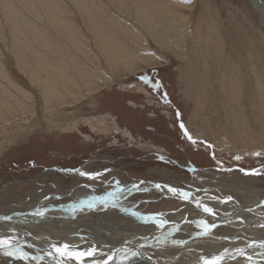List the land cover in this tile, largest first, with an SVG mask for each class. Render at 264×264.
<instances>
[{
    "label": "rangeland",
    "instance_id": "obj_1",
    "mask_svg": "<svg viewBox=\"0 0 264 264\" xmlns=\"http://www.w3.org/2000/svg\"><path fill=\"white\" fill-rule=\"evenodd\" d=\"M159 37L166 44H159ZM127 52L144 54L156 63L149 67L138 61L143 67L130 71ZM75 63L89 69L94 87L82 84ZM145 75L161 87L153 90L140 79ZM52 91L65 103L59 104ZM164 94L169 104L163 103ZM2 112L7 119L0 115V210L18 207L15 215H9L12 220L0 221L2 226L39 225L45 220L39 223L40 216L32 215L37 209H47L45 218H51L83 200L58 196L56 189L95 187L104 197L115 191V182L109 183L113 178L123 187L141 180L170 184L189 190L196 199L219 188L218 205L226 204L220 200L227 196L237 203L264 202V25L250 0H192L191 4L182 0H0ZM181 123L193 138L213 147L190 143ZM235 130H240L241 143L231 138ZM241 169L261 174L245 175ZM76 170L103 175L92 181ZM167 196L141 192L114 200L127 214L110 206L77 210L78 220L91 221L78 232L95 233L100 241L119 230L131 234L105 248L104 252L116 247L127 250L117 253V262L132 259V264H146L126 246L128 240L135 245L148 243L151 247L146 250L158 249L159 257L172 254L178 259L179 245L172 241L188 243L197 235L187 229L181 234L173 231L170 240L160 238L175 226L190 229L185 220L194 219L191 213L197 211L193 203ZM64 205L68 207L61 208ZM136 209L145 215L160 213L171 221L164 229L151 227L149 232V223L142 225L128 213ZM23 217L31 219L15 223ZM210 218L216 221L200 212L194 221ZM261 222L264 214L245 225ZM36 232L39 238L46 235ZM53 232L66 234L56 228ZM251 232L255 231H237L242 236L233 240L228 251L264 241V229L261 236L256 232L248 238ZM262 253L248 250L256 264H264ZM10 259L0 252V264H11ZM178 260L180 264L184 258ZM224 264L249 261L239 258Z\"/></svg>",
    "mask_w": 264,
    "mask_h": 264
},
{
    "label": "bare ground",
    "instance_id": "obj_2",
    "mask_svg": "<svg viewBox=\"0 0 264 264\" xmlns=\"http://www.w3.org/2000/svg\"><path fill=\"white\" fill-rule=\"evenodd\" d=\"M250 2L260 12V15L262 17V22H263V25H264V6H261L259 4V3H261L263 5V3L260 0H257V1L256 0H250ZM178 32L179 31L175 27L174 28V33L177 34ZM131 35H132V33H131ZM133 39H135V38H133ZM158 43L159 44H166L165 40L162 37H159ZM166 48L169 49V46H166ZM105 52H107V50ZM126 54H127L128 59L130 61V66L128 68V70H130V71H135V70H138L139 68L143 67V65L141 66L140 64L137 63L138 61L142 62L144 65L149 66V67H152V65H154L156 63L153 58L148 57V56H146L144 54L138 55V54L133 53V52H127ZM109 59L113 61V56L109 57ZM74 69L80 71V76L82 78V84L84 86H86L87 88L95 86V82L92 83V81L89 79V77H93V75L90 73L89 69H87L85 67H82L78 63L74 64ZM31 75L33 76V74H31ZM51 93H52V95H54V96H56L58 98V103L59 104L65 103V99L62 96H60L56 91L55 92L52 91ZM72 99L76 100L77 98L73 97ZM0 115H1V117L3 119H7L6 116L3 114V112L0 113ZM92 125L93 124H91V126ZM239 131L235 130V131H233L234 134L231 135L232 140L234 142H236V143H241L242 142V139L240 137V132ZM115 181L116 180L113 178V179H111L109 181V183L114 185ZM153 185L149 184V183H146L145 185H142V187H147L148 188L147 192H157V193L161 194L164 197H169V196H167V194H171V193H168L166 191V189L165 190H156L153 187ZM161 185H170V184H161ZM125 188L127 189V188H130V187L126 186ZM94 189H95V187H92L90 190L86 189L84 187H78V188H76V189H74L72 191H60V190L56 189V192H57L58 196H62V197H66L67 196L69 198H82L83 200H87V197H89V196H91L92 198L93 197H101V194H97V192H95ZM218 189L211 190V191L208 190V191H206L204 193L206 198H201L200 197V198H197V199H199L202 203L207 204L209 207H212L214 209V211L217 214L214 217L216 219V221H213L210 218L207 222L208 223H218V224L220 223L219 226H217L215 229H213V231L208 236H198L197 233L200 232L201 229L195 228L197 222H195L194 219L197 218L198 214L200 212H203V211L201 209H198V208L195 207V210L197 211V213H195V214L191 213V215H193L194 219H192L191 218L192 216H190V218H191L190 220H189L188 217H187L188 220L187 219L185 220V221H187L186 224L190 223V224H188V226H190V229H189V227H187V225H184L181 228H179L180 234L182 232H186L187 229H188L191 232V235H194V234H195L194 236L197 235L192 240H189L188 243L183 244V246L179 245L178 248L176 249L175 253L179 252V254H181V255H179L180 257H178V259L184 258V260L182 262L186 261V263L180 262V264L181 263L182 264H200V257L201 256L211 257V256H215V254L218 255L219 251L224 252L225 249H227V251H228V249H230L228 247H231V249H232L233 240L238 235H241V234L237 233V231H241V230L245 231L247 229H249V231L252 230V229L255 231V232H251L249 234V237L245 235V237H243V239L247 238V237L250 238L256 232H257L256 233L257 235H260V236L262 235L261 230H258V229H256L254 227L253 224H255V223H253L251 226L249 224L248 225H245V224L255 221L256 218H258L262 214H264V207H261V205L264 204V202L259 203V202H261V200H258V201L253 200V202H248V203H246V202L245 203L229 202V203H226V204L218 205L217 201H216L217 199L216 200L212 199V197H216V195L218 194V192H219ZM183 190L189 191L187 189H183ZM141 192H144V191H141ZM141 192H138V193H141ZM134 193H137V192H132L130 194L127 193V192L124 193V194H118L117 197L115 198V200L120 202V201L124 200L125 198L130 197ZM41 196L42 195H38V196H36V198L41 199L42 198ZM174 197H177V196H174ZM48 200H49V198L45 199V201H48ZM110 202H113V201H110ZM110 202L108 203V205H103V207H100L99 205H96L95 208L92 209V210H103V209H105L106 207H109V206L113 207V203H115V205H116L115 207L122 208V206L117 204L116 202H113L112 204ZM22 203H20V204H22ZM97 203H99V201H97ZM15 207L18 208L17 206L13 205L10 209H8V211L0 210V217L9 216V215H11V216L15 215L17 213L15 211V210H17ZM87 209H89V208H87ZM122 209H124V208H122ZM70 210H71V207L67 208L66 211L64 210V212L56 213L57 216L53 215L51 218H45V215H44L43 217H40L37 220L39 223H41L42 221L45 220V222H43V223H41L39 225L5 227V226H2L0 224V233H2V232L10 233V232L14 231L18 236H20L21 243L22 244L26 243V244H24L25 251H28L31 255L42 254V252L44 250H46V249L50 250L52 244L68 243V244L71 245V242H74V241L79 242V245L74 244L72 246L79 247L82 250H87L90 245H95L99 249H102L103 251H105V248L107 250V247H109V245L112 248L113 246H116V245L122 243L123 240L125 241V239H129L130 236H131V234L127 233L126 231L119 230L118 232L117 231L115 232L114 236L112 234H110V233L106 234V237L108 239L100 241L101 239L99 240V238L97 237V234H95V233L87 234L85 232V230L84 231H80V233H79L78 230H79L80 226L81 225L82 226H86L91 221L88 218L87 219L78 220V218H76V216H75L77 211L73 212V211H70ZM127 210H129V209H127ZM132 210H130V212H128L131 215H132L133 212H137L138 209H136V211H132ZM123 211H125L124 214L125 213L127 214V211L125 209ZM139 215L140 216H146L148 214L145 215V214L139 213ZM132 216L134 218H137L139 221H142V225H143L144 221L141 220L139 218V216H134V215H132ZM58 218H61L64 221H61V220L59 221ZM89 218H91V217H89ZM161 218L168 221V219L165 218L163 215H161ZM179 218H182V216H180ZM30 219L31 218H29V217H23L22 220H16L15 223L21 222V224H24L23 222H28V220H30ZM129 219H130V217H129ZM131 219H133V218H131ZM137 219H134V220H137ZM0 221L2 222L3 220H0ZM170 221H169V223H170ZM137 223H140V222H137ZM149 224H150V226H149L148 231L151 232L150 231L151 227L154 228L155 225L151 224V223H149ZM41 226H43V228H40ZM244 226H246L247 228H244V229H241V230L239 229V228H242ZM3 228H10L11 230H4ZM55 228H56V230L58 232H65L66 234L64 236L63 235H59V234H55L53 232L55 230ZM85 229H89V228H85ZM37 230L41 231V233H46V235H42V237L40 236L41 238H39L38 235L35 234V232ZM45 231H47V232H45ZM148 231L145 232V234H148L149 233ZM189 231H187V232H189ZM128 232H130V231H128ZM131 232H133V231H131ZM153 233H155V232H153ZM243 233L246 234L247 232H243ZM180 234H179V236H181ZM143 235H144V233H143ZM2 236H4V235H2ZM78 236H80L81 239L78 240L77 239ZM225 237H228V239H225ZM136 238L138 239L139 237H136ZM140 239H142V237H140ZM80 240H82V241H80ZM143 240H144V242H146L145 238H143ZM114 244H116V245H114ZM234 244H237V242H235ZM238 244H239V242H238ZM29 245H31V247H28ZM136 245L138 247H136ZM136 245L132 241L128 240V243H127L126 246L129 249H132L133 252L138 253L140 255L139 257H141V258H139L140 261L142 260L146 264H150V263L151 264H178L179 260L175 259L174 256H171L172 254L170 255V257L167 256L166 258H163L162 256L159 257V255L157 254L158 253V249L157 248H156L157 251L154 248H151V250H152L151 252L149 250H146V249H150V247H151L150 246L148 248V243H138ZM165 246H169V245H165ZM233 246H235V245H233ZM116 248H119V247H116ZM116 248H114V250H116ZM162 248H163V246H162ZM120 249H123V248H120ZM162 251H164V250L162 249ZM171 253H173V252H171ZM123 254H124V252H123ZM138 254H136V255H138ZM161 255H162V253H161ZM167 255H169V254H167ZM13 260H15V259H12V258L10 259L11 264H23L22 261L14 262ZM121 261L123 262V264H132L133 263L132 259L127 260V261H123V260H121ZM121 261H118L117 264H121ZM73 262L74 261L70 262V264H75ZM136 262H138V261H136ZM43 264H54V262L51 261L49 258L45 257V260H44Z\"/></svg>",
    "mask_w": 264,
    "mask_h": 264
},
{
    "label": "snow or ice",
    "instance_id": "obj_3",
    "mask_svg": "<svg viewBox=\"0 0 264 264\" xmlns=\"http://www.w3.org/2000/svg\"><path fill=\"white\" fill-rule=\"evenodd\" d=\"M182 2L191 4L192 0H182ZM140 79L145 84H150L153 90H157L161 87L159 81H152L148 76H141ZM163 103L169 104L170 101L167 98V94L163 96ZM179 116V113H177ZM180 128L183 132V135L187 138V140L196 145L197 143L204 144L206 147L211 149L213 146L209 144L207 141H197L195 138L191 136L187 128L183 123L180 124ZM213 159H215V154L213 153ZM256 156H260V153H255ZM159 159L164 160V157H159ZM235 159L239 161L241 159L240 156H236ZM78 175L81 177H85L87 180L97 181L103 175L101 172H88L84 170H76ZM245 175H260L261 172L253 169V170H244ZM146 182L141 180L137 183H133L130 188H125L121 185L119 180L115 181V191H110L104 197H93L88 200H81L79 204H72L71 210L73 212L77 210H83L84 208L94 209L97 201L103 205H107L110 201H114L118 194L124 193H132V192H147V187H142ZM153 187L156 190H165L168 193H171L173 196H178L181 200L185 202H191L195 205L196 208L201 209L203 213L215 217L217 214L212 207H209L207 204L202 203L199 199L193 197V194L190 191H186L171 185H161L159 183L154 184ZM213 200L218 199L217 197H212ZM233 200L232 196H227L223 200H220L221 203H229ZM115 203H113V207H115ZM264 207V204L261 205ZM47 209L40 208L32 213L34 216L43 217L46 214ZM132 215L139 216L141 220H143L146 224L151 223L154 224L157 229H164L165 226L169 223V221L161 218L160 213H154L146 216H140L138 212H133ZM12 219L11 216H3L0 217V220L10 221ZM187 222V221H186ZM218 225L215 223H208L206 220H199L196 223V227L201 229L200 232L197 233L198 236H208L213 229H215ZM264 227V225H261ZM173 231H179L178 228H174L172 231H168L164 234L160 240L167 241L169 237L172 236ZM228 239V237H225ZM173 244L183 246L186 241L183 240H173ZM28 247H31L29 245ZM248 248L258 247L260 249H264V241L257 243L256 241H252L247 245ZM126 252V249H116L115 251L109 250L108 252H104L102 249H99L95 245H90L87 250H82L79 247H74L68 243L62 244H52L50 250H44L42 254L31 255L28 251H25L24 244L21 243L18 235L12 231L4 236H0V252L3 253L6 257L14 258L15 260L22 261L23 264H43L45 257L49 258L54 264H70V262L74 261L75 264H117V253ZM236 255L245 257L249 264H256V261L253 260L252 256L247 255L244 248H236ZM135 255V253H133ZM228 255L227 249L224 252L211 256V257H200V264H223V260L225 256ZM264 256V253L261 254ZM235 258V257H233ZM121 264L123 262L121 261Z\"/></svg>",
    "mask_w": 264,
    "mask_h": 264
},
{
    "label": "water",
    "instance_id": "obj_4",
    "mask_svg": "<svg viewBox=\"0 0 264 264\" xmlns=\"http://www.w3.org/2000/svg\"><path fill=\"white\" fill-rule=\"evenodd\" d=\"M257 1V0H256ZM261 6H263L261 3H259ZM66 207H68V206H61V208H63V209H65ZM89 211V210H88ZM83 212V211H82ZM81 212V213H82ZM254 225V227L256 228V229H264V227H261V225H264V222H261V223H255V224H253ZM239 248H244L245 249V251H246V254L247 255H249L248 254V250H253V249H258V250H261V251H264V249H260V248H258V247H253V248H248L247 246L246 247H239ZM227 256H229V258H227V259H224V260H227V261H225V262H232L233 260H236V259H239V258H243V259H245V257H241V256H238V255H236V252L234 251V252H232V251H228V255H226L225 257H227ZM233 257H235V258H233ZM263 259L262 260H264V256L262 257ZM225 262H223V264L225 263Z\"/></svg>",
    "mask_w": 264,
    "mask_h": 264
}]
</instances>
